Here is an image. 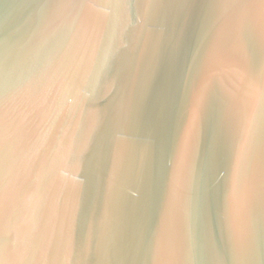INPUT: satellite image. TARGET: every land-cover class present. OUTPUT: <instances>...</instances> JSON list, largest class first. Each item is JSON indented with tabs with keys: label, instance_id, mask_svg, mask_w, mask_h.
<instances>
[{
	"label": "water",
	"instance_id": "obj_1",
	"mask_svg": "<svg viewBox=\"0 0 264 264\" xmlns=\"http://www.w3.org/2000/svg\"><path fill=\"white\" fill-rule=\"evenodd\" d=\"M0 264H264V0H0Z\"/></svg>",
	"mask_w": 264,
	"mask_h": 264
}]
</instances>
